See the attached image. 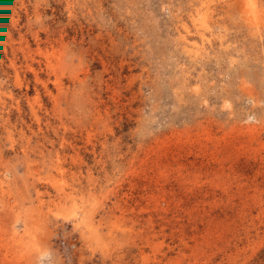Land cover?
<instances>
[{"label": "rangeland", "instance_id": "rangeland-1", "mask_svg": "<svg viewBox=\"0 0 264 264\" xmlns=\"http://www.w3.org/2000/svg\"><path fill=\"white\" fill-rule=\"evenodd\" d=\"M0 264H264V0H0Z\"/></svg>", "mask_w": 264, "mask_h": 264}]
</instances>
